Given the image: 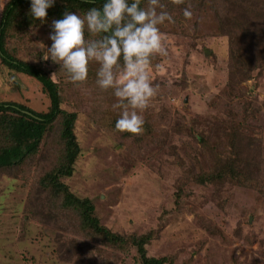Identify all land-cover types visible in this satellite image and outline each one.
I'll return each instance as SVG.
<instances>
[{
  "label": "rangeland",
  "instance_id": "rangeland-1",
  "mask_svg": "<svg viewBox=\"0 0 264 264\" xmlns=\"http://www.w3.org/2000/svg\"><path fill=\"white\" fill-rule=\"evenodd\" d=\"M8 1L0 0V18ZM159 2L181 20L173 31L161 25L167 55L149 68L156 93L140 113L137 150L110 131L119 109L113 90L95 83L99 64L90 61L87 79L73 83L47 58L51 23L67 4L52 6L43 22L23 21L18 8L5 48L54 80L61 108L77 114L79 152L61 181L91 201L101 225L148 238L146 256L164 264H264V0ZM0 101L49 108L41 83L1 60ZM61 121L48 126L36 157L14 175L0 173V264H143L129 241L105 243L81 229L72 210L59 212L62 226L37 212L40 203L24 210L31 177L41 175L36 164L62 152Z\"/></svg>",
  "mask_w": 264,
  "mask_h": 264
},
{
  "label": "clouds",
  "instance_id": "clouds-1",
  "mask_svg": "<svg viewBox=\"0 0 264 264\" xmlns=\"http://www.w3.org/2000/svg\"><path fill=\"white\" fill-rule=\"evenodd\" d=\"M55 2L30 0V16L43 22ZM163 9L159 0H147V6H142V0H103L100 7L88 8L83 16L66 10L51 23L47 58L73 83L87 79L90 61L99 64L95 83L102 90L112 89L117 98L113 105L119 109L117 131H142L140 113L156 93L149 73L151 59L167 55L159 26L175 22ZM183 15L190 18L192 13L185 9ZM86 31L93 38L86 39Z\"/></svg>",
  "mask_w": 264,
  "mask_h": 264
},
{
  "label": "trees",
  "instance_id": "trees-1",
  "mask_svg": "<svg viewBox=\"0 0 264 264\" xmlns=\"http://www.w3.org/2000/svg\"><path fill=\"white\" fill-rule=\"evenodd\" d=\"M143 1V0H142ZM176 0H170L169 3L174 4ZM192 1V0H191ZM57 3H65L70 11H78L85 13L90 7H100L103 0H56ZM176 3V2H175ZM54 4V5H55ZM53 5V6H54ZM23 7V21L30 22L32 17L29 14L30 0H9L4 6L3 13L0 18V60L4 65L25 75L31 76L38 80L43 90L49 98V108L46 112L36 111L24 104L14 101H0V173H9L14 175L13 171L20 170L24 163L31 158H34L39 153L40 144L44 141L47 135L48 126L61 115L62 127L60 132V140L62 144V152L57 156L54 162L50 164H36L35 173L39 169L41 172L38 180L35 176L31 177L36 183L30 182L28 199L24 203V210L32 214V205L37 202L42 205V209L37 210L43 216L48 215L50 219L55 220L57 226H62L63 221L59 216L60 211H74L77 216L81 229H87L95 237L104 241L107 244L114 246H123L128 241L137 248L143 264H164L167 258L148 257L145 253L144 245L148 238L120 235L111 231L109 228L101 225L93 213V204L87 198H80L72 193L68 186L61 181V178L70 176L72 164L79 152V147L75 136L72 133L73 125L77 119L75 112H69L61 108V97L58 91L57 83L52 80L45 72L37 69L33 64L20 60L8 54L5 48V26L11 24L18 8ZM50 7L47 9V14L51 13ZM57 12V11H56ZM56 16L59 13H55ZM179 15V14H178ZM177 14H172L174 23L167 22L172 28H177L180 25V18ZM50 17V16H47ZM60 18V17H59ZM46 19V18H45ZM44 19V20H45ZM38 20V19H37ZM33 21V20H32ZM162 33L161 25L159 26ZM183 29L180 30V32ZM173 31V30H172ZM185 34L184 31L181 32ZM90 35L85 33V36ZM157 55L151 59V65H157L159 58ZM185 65V60L181 62V67ZM148 106H151L149 103ZM118 117L114 118L110 131H113L119 143H123L126 139H132L135 143L134 147L137 150L138 144L144 142V137H138L136 134L128 132H120L115 129V122ZM144 124V123H143ZM120 144H117L119 147ZM165 164V163H163ZM170 167L169 161L166 163ZM180 171V170H178ZM179 174V173H177ZM25 178L27 177V174ZM23 175V176H24ZM29 175V174H28ZM38 176V174H37ZM208 176L207 179H214ZM26 180V179H24ZM33 180V181H34ZM202 182L207 180H200ZM26 184V183H25ZM43 193L44 197L41 195ZM57 220V222H56Z\"/></svg>",
  "mask_w": 264,
  "mask_h": 264
}]
</instances>
